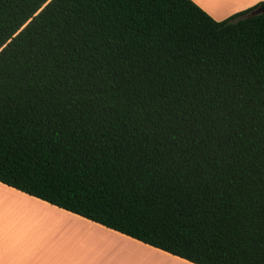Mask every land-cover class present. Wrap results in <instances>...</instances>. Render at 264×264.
<instances>
[{
    "label": "trees",
    "instance_id": "1",
    "mask_svg": "<svg viewBox=\"0 0 264 264\" xmlns=\"http://www.w3.org/2000/svg\"><path fill=\"white\" fill-rule=\"evenodd\" d=\"M0 183L192 264H264V1L0 0Z\"/></svg>",
    "mask_w": 264,
    "mask_h": 264
},
{
    "label": "crops",
    "instance_id": "2",
    "mask_svg": "<svg viewBox=\"0 0 264 264\" xmlns=\"http://www.w3.org/2000/svg\"><path fill=\"white\" fill-rule=\"evenodd\" d=\"M215 21L264 0H191ZM0 264H192L0 183Z\"/></svg>",
    "mask_w": 264,
    "mask_h": 264
},
{
    "label": "water",
    "instance_id": "3",
    "mask_svg": "<svg viewBox=\"0 0 264 264\" xmlns=\"http://www.w3.org/2000/svg\"><path fill=\"white\" fill-rule=\"evenodd\" d=\"M261 12H262V9H261V8H257V9H255V10L249 12L248 14H246V15L244 16V18H248V17L256 16V15L260 14Z\"/></svg>",
    "mask_w": 264,
    "mask_h": 264
}]
</instances>
